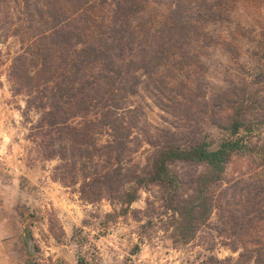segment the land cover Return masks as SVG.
I'll use <instances>...</instances> for the list:
<instances>
[{
	"label": "rangeland",
	"instance_id": "obj_1",
	"mask_svg": "<svg viewBox=\"0 0 264 264\" xmlns=\"http://www.w3.org/2000/svg\"><path fill=\"white\" fill-rule=\"evenodd\" d=\"M78 1L0 0V245L13 242L23 264H264V0H145L143 31L161 32L143 53L161 50L133 72L127 107L109 112L125 127L103 124L97 98L69 117L78 127L96 117L89 137L69 142L42 126L44 76L30 64L23 86L12 65L46 43L53 8ZM201 141L238 145L220 171L169 162L177 189L149 180L162 150ZM199 185L208 210L188 234L177 207Z\"/></svg>",
	"mask_w": 264,
	"mask_h": 264
},
{
	"label": "trees",
	"instance_id": "obj_2",
	"mask_svg": "<svg viewBox=\"0 0 264 264\" xmlns=\"http://www.w3.org/2000/svg\"><path fill=\"white\" fill-rule=\"evenodd\" d=\"M111 1V6L105 0H79L73 7L53 8L50 14L54 25L46 43L42 42L40 46H35L36 49L29 51L32 58L28 63L23 62L24 57L21 55L12 65L13 75L23 86L33 77L27 70L30 64L35 77L44 76L49 91L47 95L41 93L47 102L43 105L39 101V106L43 108L42 126L55 129L57 137L62 134L69 142L89 137L96 117L88 120L91 124L79 127L69 117L76 116L77 110L87 108V104L91 100L97 101V98L103 101L100 111L104 117L107 116L103 124L113 131L123 129L125 126L116 118L108 117L109 112L115 114L126 106V98L136 92L139 82V77L133 72H147L151 66H155L148 61L161 50L159 47L152 50L149 45L152 55L143 53V45H146L150 32H161L151 23L143 31L146 24L140 20L139 13L145 9L141 5L145 0ZM103 4L108 6L103 7ZM73 13L76 16L70 15ZM173 22L176 19H172L170 26L177 28ZM132 61H135L134 65ZM80 104L83 107L81 109ZM239 124V121L234 123L232 130H237ZM235 145L238 143L223 141L216 150L208 149L205 141L189 144L188 147L168 146L154 159L148 178L152 182L177 189L179 180L170 171L169 162L174 159L204 162L210 169L213 167L220 171L230 150L236 148ZM134 178L138 184L143 182V178L138 175ZM200 186L194 198L183 204L177 202V205L180 204L177 209L181 214V229L188 234L194 231V220L204 216L208 210L204 189ZM135 198V191L130 190L126 191L125 199L122 200L131 203ZM77 264L85 263L78 260Z\"/></svg>",
	"mask_w": 264,
	"mask_h": 264
},
{
	"label": "crops",
	"instance_id": "obj_3",
	"mask_svg": "<svg viewBox=\"0 0 264 264\" xmlns=\"http://www.w3.org/2000/svg\"><path fill=\"white\" fill-rule=\"evenodd\" d=\"M12 243L13 242L10 243L9 240L1 242L0 246L2 250L0 249V264H23L22 258L17 251L9 247Z\"/></svg>",
	"mask_w": 264,
	"mask_h": 264
}]
</instances>
